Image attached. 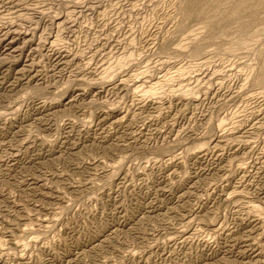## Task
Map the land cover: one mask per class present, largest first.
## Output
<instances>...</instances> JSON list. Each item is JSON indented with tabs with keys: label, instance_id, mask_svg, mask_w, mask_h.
Masks as SVG:
<instances>
[{
	"label": "rangeland",
	"instance_id": "1",
	"mask_svg": "<svg viewBox=\"0 0 264 264\" xmlns=\"http://www.w3.org/2000/svg\"><path fill=\"white\" fill-rule=\"evenodd\" d=\"M186 1L0 0V264H264V4Z\"/></svg>",
	"mask_w": 264,
	"mask_h": 264
},
{
	"label": "bare ground",
	"instance_id": "2",
	"mask_svg": "<svg viewBox=\"0 0 264 264\" xmlns=\"http://www.w3.org/2000/svg\"><path fill=\"white\" fill-rule=\"evenodd\" d=\"M224 1V0H223ZM236 1V0H235ZM234 1V2H235ZM198 0H187L186 1V5L185 7H188L190 12L197 6ZM222 3V2H221ZM264 4V0H238L235 2V5L232 7L231 9V18L230 20H234L235 22L238 23H243V20H245L244 18L246 16H248L249 18H254L253 15H255L254 13L256 12L257 8L261 5ZM199 7V5L197 6ZM194 11V10H193ZM202 12L204 11L203 9L201 10ZM201 12V13H202ZM189 13V12H188ZM191 14V13H189ZM256 16V15H255ZM247 20V19H246ZM245 24V23H244ZM238 25V24H237ZM243 25V24H242ZM225 27V26H224ZM178 71V70H177ZM177 73V72H176ZM144 75V74H143ZM145 76V75H144ZM136 77V76H135ZM263 80H264V75L262 76ZM261 81V80H260ZM145 82V81H143ZM160 83V82H159ZM189 83V82H188ZM261 83V82H260ZM263 83V82H262ZM127 84V83H126ZM154 84V82H153ZM160 86V85H159ZM182 86V85H181ZM189 88V87H188ZM138 89V88H137ZM146 89V88H145ZM160 89V88H159ZM170 89V88H169ZM174 89V88H173ZM185 89V88H184ZM194 89V88H193ZM171 91H173L171 89ZM209 91V90H208ZM136 92V91H135ZM151 92V91H150ZM152 93V92H151ZM186 93V92H185ZM146 94V93H144ZM177 94V93H176ZM141 95V94H140ZM150 95V94H149ZM170 95V94H169ZM185 96V95H184ZM150 97V96H149ZM152 97V96H151ZM154 98V97H153ZM192 98V95H191ZM223 125V124H222ZM233 127V126H232ZM225 131V130H224ZM232 132V131H231ZM241 141V140H240ZM238 147V146H237ZM229 194V193H228ZM235 194V193H234ZM230 196V195H229ZM248 202V201H247ZM261 207V206H260ZM249 211V210H248ZM252 211V210H251ZM254 212V211H253ZM258 261V260H257Z\"/></svg>",
	"mask_w": 264,
	"mask_h": 264
}]
</instances>
